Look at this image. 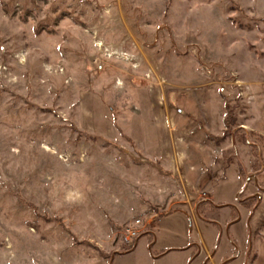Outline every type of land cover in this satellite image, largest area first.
<instances>
[{
	"label": "rangeland",
	"instance_id": "1",
	"mask_svg": "<svg viewBox=\"0 0 264 264\" xmlns=\"http://www.w3.org/2000/svg\"><path fill=\"white\" fill-rule=\"evenodd\" d=\"M206 90L236 118L226 139L261 155L241 126L264 102V0H0V264L123 251L131 217L174 211L168 169L184 158L151 156L136 140L154 128L183 145L187 126L162 131L153 102L196 107ZM223 154L226 166L242 162ZM219 208L200 212L208 222ZM256 241L246 264H264Z\"/></svg>",
	"mask_w": 264,
	"mask_h": 264
},
{
	"label": "crops",
	"instance_id": "2",
	"mask_svg": "<svg viewBox=\"0 0 264 264\" xmlns=\"http://www.w3.org/2000/svg\"><path fill=\"white\" fill-rule=\"evenodd\" d=\"M201 98L200 106L190 108L181 105L170 108L153 102L152 118L162 131L165 123H177L178 118L187 126L189 130L182 133L183 145L177 143L178 136L172 137L167 131L157 135L152 127V136L147 141L136 140L137 147L151 151V156L184 158V169H168L173 175L171 189L175 193L178 191L168 203L175 212L159 218L131 251L96 249L98 254L89 251L80 254L77 248L70 258L57 264H246L256 240L258 250L264 252V240H258L259 234L264 236V146L261 150L263 164L254 172L255 156L250 146L229 139L217 143V138L223 137L225 131L223 103L212 102L209 90ZM260 102L249 106L246 124L241 127L245 132H255L264 138V113L261 111L264 102L261 107ZM230 147L242 161L247 179L240 176L238 165L226 166L222 160L225 159L223 153ZM241 194L247 195L249 206L239 204ZM196 199L199 201L193 205ZM253 201L256 205L251 209ZM158 202L163 204L160 203L163 201ZM204 202L220 207L206 216L209 221L220 224L222 230L199 216L198 207ZM226 206L237 210L236 221L228 228L233 211Z\"/></svg>",
	"mask_w": 264,
	"mask_h": 264
},
{
	"label": "built area",
	"instance_id": "3",
	"mask_svg": "<svg viewBox=\"0 0 264 264\" xmlns=\"http://www.w3.org/2000/svg\"><path fill=\"white\" fill-rule=\"evenodd\" d=\"M118 53L112 52L110 49H105L104 58L111 59L113 56ZM129 60V56H127ZM106 60L103 58H96L94 60V68L97 71H102L105 67ZM151 75H148L147 78H150ZM122 82L117 80L116 86H121ZM158 220V214H150L145 217L134 216L131 217L128 222L125 224L122 232V244L125 249H131L137 243V241L142 237V235L153 226V224Z\"/></svg>",
	"mask_w": 264,
	"mask_h": 264
},
{
	"label": "trees",
	"instance_id": "4",
	"mask_svg": "<svg viewBox=\"0 0 264 264\" xmlns=\"http://www.w3.org/2000/svg\"><path fill=\"white\" fill-rule=\"evenodd\" d=\"M228 110H229V108H228ZM235 123H236V118L233 119L232 116H231V114H230V112H228L227 116L224 118V125H225V128H226V131H225L223 137H221V138H217V141H218V142H222V141H224V140L226 139V133L229 131L230 125H234ZM246 135H251V136H255V137H257L259 140H261V141L263 142V146H264V138H263L262 136H259V135H258L257 133H255V132H251V133H248V134L246 133ZM240 140H241V142H243V143H245V144L251 146V149L253 150L254 156L256 157V161H255V163H253V169H254V170H255L256 168L258 169V167H256V166H257L256 164H257V163H260L261 166H262V164H263V163H262V158H261V155H260V150L257 149V151H256V147H257L258 145H256L255 143H252L251 141H246L247 139L244 140L243 137H242ZM238 166H239L240 176H241L242 178H245V167H244L243 163H242V162H241V163H238ZM260 169H261V168H259L258 170H260ZM246 202H247V201L242 202V205H243V206H249V205H247ZM204 205H209V206H215V205H213V204H211V203H206V202L201 203V204L199 205V207H198V214H199V216H201L203 219L206 220V217L203 215V213L201 214V212H200V210L202 209V207H203ZM228 207L232 208V210L235 212V214L237 213V210H236L235 207H233V206H228ZM174 212H175V211H170V212H168V213H166V214H164V215H161V217L167 216V215L172 214V213H174ZM235 220H236V217L233 218V220H232L231 223H233V221L235 222ZM214 225H215L216 227H218V229L220 230V226H219L217 223H214ZM133 248H134V247H132L131 249H126V251H131ZM101 255L104 256L103 253H101Z\"/></svg>",
	"mask_w": 264,
	"mask_h": 264
}]
</instances>
